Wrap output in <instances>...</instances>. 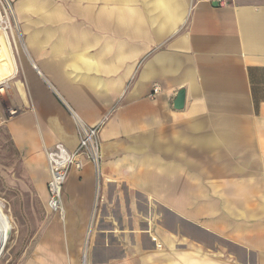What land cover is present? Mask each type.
<instances>
[{"label":"crops","instance_id":"crops-1","mask_svg":"<svg viewBox=\"0 0 264 264\" xmlns=\"http://www.w3.org/2000/svg\"><path fill=\"white\" fill-rule=\"evenodd\" d=\"M179 1L187 27L148 50L128 85L135 48L45 51L26 31L27 54L11 53L0 34V83L20 68L28 107L8 132L48 214L24 264H264V0ZM155 7L162 32L182 16L177 0ZM114 13L142 34L137 10ZM100 124L99 182L84 161L64 184L63 217L51 214L46 153L75 150L79 128Z\"/></svg>","mask_w":264,"mask_h":264},{"label":"rangeland","instance_id":"rangeland-1","mask_svg":"<svg viewBox=\"0 0 264 264\" xmlns=\"http://www.w3.org/2000/svg\"><path fill=\"white\" fill-rule=\"evenodd\" d=\"M177 3L182 16L173 27L163 32L159 28L161 20L155 0H0L1 14L9 18L8 25L1 23L0 27H5L9 35L12 30L16 45L24 54L28 51L26 31L37 32V44L45 51L54 47L70 49L73 53L84 50L85 56L90 57L106 43L119 46L123 52L135 48L138 53L133 74L127 79L128 85L135 81L148 50L165 49L168 42L187 27L188 8L182 1L177 0ZM21 4L24 9L19 15L16 8ZM123 6L139 12L142 34H126L129 29L121 30L116 27L113 17H110L113 21L105 17L110 11L114 16V12L121 11ZM51 13L53 18L44 20V16ZM15 50L13 48V53ZM8 51V67L14 69ZM99 54L104 65L111 64L110 54ZM16 61L21 62L18 58ZM127 65L128 62L120 68ZM97 75L104 77L107 74ZM77 76L81 79L83 76L95 77L86 71L78 72ZM0 79L3 77L0 76ZM20 82L23 87L24 79L19 68L17 76L6 83L7 88L0 92V207L6 216L9 215L12 225L10 237L0 255V264H24L28 254L32 253L27 249L28 245L39 239L41 227L48 216L34 186L32 172L22 153L16 150L7 128L10 120L28 109L23 106L25 98L17 87Z\"/></svg>","mask_w":264,"mask_h":264},{"label":"built area","instance_id":"built-area-1","mask_svg":"<svg viewBox=\"0 0 264 264\" xmlns=\"http://www.w3.org/2000/svg\"><path fill=\"white\" fill-rule=\"evenodd\" d=\"M3 87H0L2 89ZM101 124L95 127L79 128V143L75 150L69 151L61 144H56L47 154L49 179L46 182L47 209L51 214L62 216V193L64 184L72 170L83 169L84 161L95 170L97 183L100 177V140L98 132Z\"/></svg>","mask_w":264,"mask_h":264},{"label":"bare ground","instance_id":"bare-ground-1","mask_svg":"<svg viewBox=\"0 0 264 264\" xmlns=\"http://www.w3.org/2000/svg\"><path fill=\"white\" fill-rule=\"evenodd\" d=\"M1 23H6L8 25L9 18L8 16H3L0 10V24ZM0 32H2L3 37L5 39V43L12 53L13 48H15V43H16V39H15V36L13 35L12 30H11V35H9V33L5 30V27L1 26ZM0 87H3L2 89H0V92H3L4 88L6 87V82L3 81V83H0ZM8 216L4 214V212L2 211L0 207V255H1V252L3 251L4 246L7 244V241L11 234L10 230L12 228V225H11V220Z\"/></svg>","mask_w":264,"mask_h":264},{"label":"water","instance_id":"water-1","mask_svg":"<svg viewBox=\"0 0 264 264\" xmlns=\"http://www.w3.org/2000/svg\"><path fill=\"white\" fill-rule=\"evenodd\" d=\"M184 95H185V92L184 90H180L176 96V99L175 101L173 102L174 103V108L175 109H181L183 108L184 106Z\"/></svg>","mask_w":264,"mask_h":264}]
</instances>
